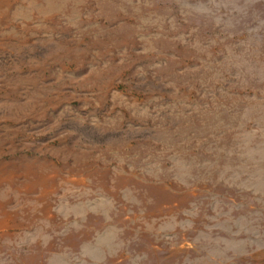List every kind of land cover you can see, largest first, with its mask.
<instances>
[{
  "label": "rangeland",
  "instance_id": "374dc122",
  "mask_svg": "<svg viewBox=\"0 0 264 264\" xmlns=\"http://www.w3.org/2000/svg\"><path fill=\"white\" fill-rule=\"evenodd\" d=\"M0 264H264V0H0Z\"/></svg>",
  "mask_w": 264,
  "mask_h": 264
}]
</instances>
